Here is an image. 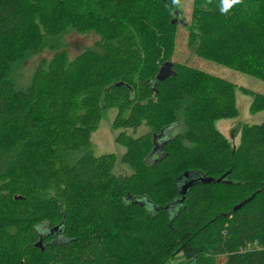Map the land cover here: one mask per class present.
Returning <instances> with one entry per match:
<instances>
[{
    "label": "trees",
    "instance_id": "16d2710c",
    "mask_svg": "<svg viewBox=\"0 0 264 264\" xmlns=\"http://www.w3.org/2000/svg\"><path fill=\"white\" fill-rule=\"evenodd\" d=\"M193 1L188 21L180 0H0V264H264V122L238 145L216 127L238 90L251 112L264 93L172 60L182 26L198 57L264 81V0ZM73 31L95 46L72 56ZM108 108L149 128L119 133L121 157L90 149Z\"/></svg>",
    "mask_w": 264,
    "mask_h": 264
},
{
    "label": "rangeland",
    "instance_id": "374dc122",
    "mask_svg": "<svg viewBox=\"0 0 264 264\" xmlns=\"http://www.w3.org/2000/svg\"><path fill=\"white\" fill-rule=\"evenodd\" d=\"M194 2L195 1L193 0H180L181 7L184 11V16L188 21H190ZM187 37V29L180 26L176 37V50L173 54V61L182 64L185 63L189 66L205 70L212 74L231 80L238 86H244L247 88L249 87L255 92L257 91L264 93V81L198 57L196 52L188 46ZM97 38L98 35L95 32L82 34L73 31L66 36V40L72 42L70 48L72 56H75V54L81 52L85 47H94ZM45 56L50 57L51 53L35 55L29 58L22 66L18 68V74L19 71H27L28 67L31 69L32 65H34L36 61L39 62ZM24 66L26 67L24 68ZM236 94V102L239 109L238 115L234 118H225L216 122V127L221 133L225 135L226 138H228V140L233 145L239 144L241 129L244 124H257L264 122V110L257 112L250 111L252 97L242 93L239 90ZM116 114L117 108H108L103 110L99 128L91 135L90 149L93 150L94 154L101 155L106 153H115L118 157H121L126 151L124 145L116 140L121 131H126L128 134L135 136L145 134L149 131V128L145 125L139 127L135 134L133 133L132 129H114L113 122ZM175 132H177V128L172 127L166 133L168 136H170ZM114 170L117 173H128L131 171L128 165L121 163L120 161L115 164Z\"/></svg>",
    "mask_w": 264,
    "mask_h": 264
},
{
    "label": "clouds",
    "instance_id": "9594fccd",
    "mask_svg": "<svg viewBox=\"0 0 264 264\" xmlns=\"http://www.w3.org/2000/svg\"><path fill=\"white\" fill-rule=\"evenodd\" d=\"M240 3V0H221V12H226L233 5Z\"/></svg>",
    "mask_w": 264,
    "mask_h": 264
},
{
    "label": "water",
    "instance_id": "95a60500",
    "mask_svg": "<svg viewBox=\"0 0 264 264\" xmlns=\"http://www.w3.org/2000/svg\"><path fill=\"white\" fill-rule=\"evenodd\" d=\"M198 179H200V180H202V181H204V182H213V181H218V180H220V179H218V180H216V179H214L213 177H208V178H206V177H204V176H202V177H199ZM195 179H192V180H190V181H186L185 182V184H184V190H186V188L189 186V185H191L192 183H193V181H194ZM239 206V205H238ZM237 206V207H238ZM237 207H235L234 209H236ZM38 245H42L41 244V241H39L38 243H37Z\"/></svg>",
    "mask_w": 264,
    "mask_h": 264
},
{
    "label": "crops",
    "instance_id": "0c3cea01",
    "mask_svg": "<svg viewBox=\"0 0 264 264\" xmlns=\"http://www.w3.org/2000/svg\"><path fill=\"white\" fill-rule=\"evenodd\" d=\"M216 264H227L225 257L221 256V257L217 258Z\"/></svg>",
    "mask_w": 264,
    "mask_h": 264
}]
</instances>
